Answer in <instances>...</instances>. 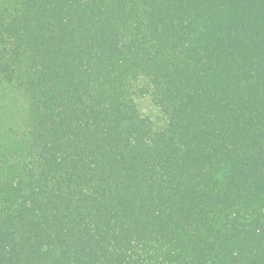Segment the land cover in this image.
<instances>
[{
	"label": "trees",
	"instance_id": "obj_1",
	"mask_svg": "<svg viewBox=\"0 0 264 264\" xmlns=\"http://www.w3.org/2000/svg\"><path fill=\"white\" fill-rule=\"evenodd\" d=\"M0 264H264V0H0Z\"/></svg>",
	"mask_w": 264,
	"mask_h": 264
}]
</instances>
